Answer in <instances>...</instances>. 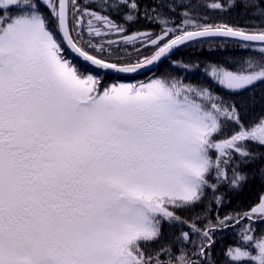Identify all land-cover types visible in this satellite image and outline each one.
Wrapping results in <instances>:
<instances>
[{
    "label": "snow or ice",
    "instance_id": "1",
    "mask_svg": "<svg viewBox=\"0 0 264 264\" xmlns=\"http://www.w3.org/2000/svg\"><path fill=\"white\" fill-rule=\"evenodd\" d=\"M205 38L249 53L205 69L238 99L134 79ZM257 84L264 0H0V264H264V194L218 211L264 183Z\"/></svg>",
    "mask_w": 264,
    "mask_h": 264
},
{
    "label": "trees",
    "instance_id": "2",
    "mask_svg": "<svg viewBox=\"0 0 264 264\" xmlns=\"http://www.w3.org/2000/svg\"><path fill=\"white\" fill-rule=\"evenodd\" d=\"M82 4H87L90 0H79ZM145 3L150 2V0H144ZM171 3L172 0H167ZM177 3L180 0H176ZM184 9H177L178 12H182ZM14 12L15 9H12ZM235 15V14H233ZM118 23H123L119 17H114ZM172 19L179 23V17L173 16ZM220 19L227 20L228 16H223L217 18L215 21L210 22H219ZM145 27L153 31H159V28L155 24H145L144 21H141L140 24L130 28V31H135L137 29L144 30ZM100 39V38H97ZM105 39H117V37H106ZM135 47L140 48L139 44H136ZM128 51L132 52V46L127 45ZM143 55H149L152 51L151 48L147 50H141ZM69 56L76 61L78 64H82L75 60L73 54L68 50ZM249 53L243 49H239L235 44L228 42L225 43L221 38H205L201 39L199 42H190L185 46H181L178 49L174 50L167 58H164L162 62L153 66L151 70H145L139 74L134 75L136 80H147L149 77L157 75H169L172 77L182 78L185 83H191L199 86H204L210 88L215 94L224 97L225 100L239 98L232 97L227 90L223 89L221 86L215 83L213 78L208 75L205 71L211 64L224 65L229 69L235 70V65L231 63H226V61L233 58L247 57ZM74 57V58H73ZM183 64H191L192 68L185 70ZM87 65H85L86 67ZM119 77L113 74H104V83H112ZM255 100L256 103L253 107L250 108L249 119L264 110V84H257L255 89ZM251 92H244V97H250ZM250 147L255 150L264 152V148L256 149L255 145H250ZM238 159V157H237ZM220 191L224 194L225 201L224 204L219 207L218 211L221 216L224 214L240 210L241 208L247 209L249 204L254 203L257 198L264 194V183H261L259 179L250 180L247 185L243 188V191L240 193H234L228 191L226 187H222ZM215 209V206H213ZM197 212L200 211V208L196 209ZM183 215V213H181ZM214 214V212H213ZM167 231V226H165ZM187 230V229H186ZM234 243V238L232 233L226 232L221 239L217 242V250L221 247Z\"/></svg>",
    "mask_w": 264,
    "mask_h": 264
}]
</instances>
